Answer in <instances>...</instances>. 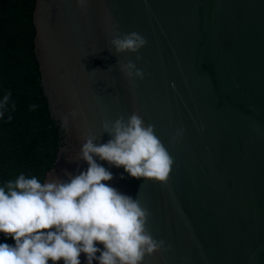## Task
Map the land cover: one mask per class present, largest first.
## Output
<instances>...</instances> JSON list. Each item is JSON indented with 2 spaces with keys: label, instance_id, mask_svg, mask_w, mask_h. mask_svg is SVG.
I'll use <instances>...</instances> for the list:
<instances>
[{
  "label": "water",
  "instance_id": "water-1",
  "mask_svg": "<svg viewBox=\"0 0 264 264\" xmlns=\"http://www.w3.org/2000/svg\"><path fill=\"white\" fill-rule=\"evenodd\" d=\"M31 22L57 129L42 182L86 170L76 159L84 140L106 143L102 122L136 111L173 157L167 183L97 162L113 174L104 183L148 209L146 227L164 242L143 264H264V0H88L84 9L34 0ZM113 26L146 45L117 56ZM128 60L145 73L135 86L117 65Z\"/></svg>",
  "mask_w": 264,
  "mask_h": 264
},
{
  "label": "clouds",
  "instance_id": "clouds-1",
  "mask_svg": "<svg viewBox=\"0 0 264 264\" xmlns=\"http://www.w3.org/2000/svg\"><path fill=\"white\" fill-rule=\"evenodd\" d=\"M84 9L88 0H75ZM109 31L112 50L138 53L147 41L138 32L117 34ZM94 55V54H93ZM136 61L141 57L137 55ZM119 72L135 86L145 73L132 60L117 61ZM110 69V68H109ZM11 92L0 99V118L9 111ZM36 105H32L34 110ZM15 110V103L11 104ZM74 119L76 113H71ZM8 121L12 116L8 115ZM68 127V116L62 118ZM104 133L110 136L106 143L96 144L88 136L77 156L87 163V169L77 175L66 173L67 180L53 176L41 182L35 176L23 173L0 186V233L14 240V245L0 243V264H143L145 255L159 251L164 242L153 238L146 225L150 218L147 208L138 198H132L104 183L113 174L97 162L103 160L117 168L123 167L130 177L167 183L173 157L156 135L154 125L145 124L138 112L125 119L102 122ZM183 129L171 137L175 142ZM123 175L120 179H123ZM138 195V193H137ZM96 244H102L103 250ZM100 253L97 256V253Z\"/></svg>",
  "mask_w": 264,
  "mask_h": 264
},
{
  "label": "trees",
  "instance_id": "trees-1",
  "mask_svg": "<svg viewBox=\"0 0 264 264\" xmlns=\"http://www.w3.org/2000/svg\"><path fill=\"white\" fill-rule=\"evenodd\" d=\"M33 1L0 0V99L11 92L9 111L0 118V186L21 173L42 182L57 135L32 51ZM12 241L0 233V243Z\"/></svg>",
  "mask_w": 264,
  "mask_h": 264
}]
</instances>
